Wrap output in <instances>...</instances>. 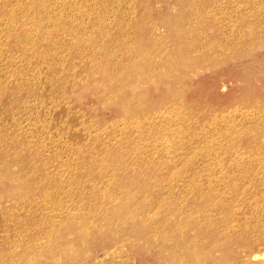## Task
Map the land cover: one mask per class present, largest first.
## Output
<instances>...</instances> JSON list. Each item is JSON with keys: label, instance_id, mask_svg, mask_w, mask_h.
I'll return each instance as SVG.
<instances>
[{"label": "rangeland", "instance_id": "1", "mask_svg": "<svg viewBox=\"0 0 264 264\" xmlns=\"http://www.w3.org/2000/svg\"><path fill=\"white\" fill-rule=\"evenodd\" d=\"M263 223L264 0H0V264H264Z\"/></svg>", "mask_w": 264, "mask_h": 264}, {"label": "bare ground", "instance_id": "2", "mask_svg": "<svg viewBox=\"0 0 264 264\" xmlns=\"http://www.w3.org/2000/svg\"><path fill=\"white\" fill-rule=\"evenodd\" d=\"M264 224V223H263ZM263 228V227H262ZM263 231H264V229H263Z\"/></svg>", "mask_w": 264, "mask_h": 264}]
</instances>
